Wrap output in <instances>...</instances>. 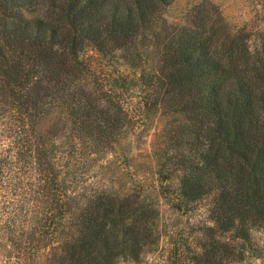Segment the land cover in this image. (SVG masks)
<instances>
[{
	"label": "trees",
	"instance_id": "obj_1",
	"mask_svg": "<svg viewBox=\"0 0 264 264\" xmlns=\"http://www.w3.org/2000/svg\"><path fill=\"white\" fill-rule=\"evenodd\" d=\"M180 1L0 0V232L20 264H140L157 251L156 204L104 177L107 155L157 115L169 121L158 193L183 213L209 203L184 264L254 255L252 234L264 229V28H232L211 0L174 20Z\"/></svg>",
	"mask_w": 264,
	"mask_h": 264
},
{
	"label": "rangeland",
	"instance_id": "obj_2",
	"mask_svg": "<svg viewBox=\"0 0 264 264\" xmlns=\"http://www.w3.org/2000/svg\"><path fill=\"white\" fill-rule=\"evenodd\" d=\"M196 0H181L169 11V16L174 20H181L189 6ZM198 1V0H197ZM219 6L225 19L234 29L246 28L250 31L264 28V5L260 0H211ZM263 8V9H262ZM258 12H261L260 15ZM34 15V14H33ZM84 58L97 64L99 56L95 51L89 50ZM128 72L126 69H123ZM57 116H50L40 125L41 131H46ZM169 121L157 115L149 124V130L143 133L141 138L127 139L118 147L117 155H107L108 161H112L110 169L105 170L106 180H113L111 186L120 195L139 192L148 203H155L160 211L158 230L161 239L156 252L146 256L140 264H184L187 246L195 243L199 238L202 228L208 224L207 201L200 203L195 210L189 213L178 212L159 193L155 172L161 162L160 155L166 146V132ZM127 158V161L124 158ZM89 188L83 183L78 187V192ZM5 231L0 232V264H11L14 255L13 242ZM24 243L27 236L21 237ZM250 250L252 257L242 264H264V229L256 230L252 234ZM50 250L51 246L42 245ZM16 263L20 264L16 259ZM134 264V263H128ZM241 264V263H239Z\"/></svg>",
	"mask_w": 264,
	"mask_h": 264
},
{
	"label": "water",
	"instance_id": "obj_3",
	"mask_svg": "<svg viewBox=\"0 0 264 264\" xmlns=\"http://www.w3.org/2000/svg\"><path fill=\"white\" fill-rule=\"evenodd\" d=\"M11 264H17V263H16V257H13V258H12Z\"/></svg>",
	"mask_w": 264,
	"mask_h": 264
}]
</instances>
